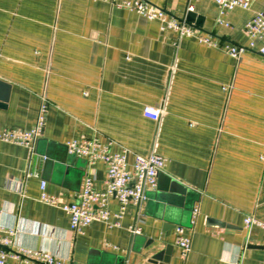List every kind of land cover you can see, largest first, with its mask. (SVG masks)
I'll return each mask as SVG.
<instances>
[{
    "label": "crops",
    "instance_id": "1",
    "mask_svg": "<svg viewBox=\"0 0 264 264\" xmlns=\"http://www.w3.org/2000/svg\"><path fill=\"white\" fill-rule=\"evenodd\" d=\"M146 1L177 18L194 13L190 23L220 46L162 32L104 0H0V80L12 86L0 130L32 129L48 104L33 155L0 141V227L17 231L9 250L46 251L66 264H264V232L244 229L248 216L264 223V56L260 43L238 61L223 49L248 47L245 26L264 14V0L228 13L229 28L217 24L211 0ZM147 106L158 121L144 116ZM83 135L131 164L152 153L167 161L157 190L128 209L121 228L93 223L76 235L63 211L39 200L41 181L67 203L90 172L103 187L106 166L67 151ZM110 209L119 210L116 199ZM135 224L140 235L129 231ZM178 226L192 236L186 259ZM162 251L165 260H155Z\"/></svg>",
    "mask_w": 264,
    "mask_h": 264
},
{
    "label": "built area",
    "instance_id": "2",
    "mask_svg": "<svg viewBox=\"0 0 264 264\" xmlns=\"http://www.w3.org/2000/svg\"><path fill=\"white\" fill-rule=\"evenodd\" d=\"M113 7L126 9L137 13L149 21H158L162 32L172 31L179 38H193L198 43L208 47H219L220 42L213 34L205 33L185 18H177L168 14L146 0H104ZM220 9L217 24L226 28L230 27L226 15L236 9L248 11L251 9L252 0H211ZM193 11V7H189ZM246 35L249 38L247 48L224 43L223 49L237 61L247 50H255L264 56V14H256L245 26ZM48 104L44 98L41 102L36 123L32 129L22 130L15 128H4L0 130V141L28 148L34 154L37 141L43 136L46 124ZM144 116L148 119L158 121L161 112L158 109L147 106ZM70 155L86 159L91 166L101 162L106 166L107 177L103 187L96 188L93 174L88 173L82 185V189L75 195L71 203L63 202L59 196L47 192V182L41 181L40 197L41 203L60 209L70 219V229L76 235H83L86 228L93 223H102L108 228H121L130 207L141 208L149 199V193L158 188V177L166 166V159L157 155H137L131 164L126 152H113L110 145L101 143L96 137L83 135L73 139L66 144ZM31 174L28 172L27 176ZM112 199L119 203V210L113 212L110 209ZM199 209L193 211L195 220ZM141 220V219H140ZM253 228H259L264 232V223L254 217L244 219V229L251 232ZM5 236H0V264H66L65 259H60L54 254L41 251L19 248L10 251L16 229L0 227ZM132 235H140L141 229L135 224L129 227ZM176 232V247L183 258H188L192 252V236L184 227L178 226ZM114 250L116 246L107 245Z\"/></svg>",
    "mask_w": 264,
    "mask_h": 264
},
{
    "label": "water",
    "instance_id": "3",
    "mask_svg": "<svg viewBox=\"0 0 264 264\" xmlns=\"http://www.w3.org/2000/svg\"><path fill=\"white\" fill-rule=\"evenodd\" d=\"M194 17H195V14L189 12L185 19L188 22H193ZM11 89H12V86L9 83H6V82L0 80V108L5 109L7 107L9 97H10V93H11ZM151 244H153V242ZM164 253L165 252L162 251V252L156 254L153 258L155 260H165Z\"/></svg>",
    "mask_w": 264,
    "mask_h": 264
}]
</instances>
